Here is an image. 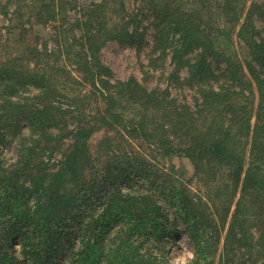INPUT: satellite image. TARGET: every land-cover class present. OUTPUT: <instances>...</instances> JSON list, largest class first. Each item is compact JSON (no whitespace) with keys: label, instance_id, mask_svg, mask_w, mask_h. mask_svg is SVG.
Masks as SVG:
<instances>
[{"label":"trees","instance_id":"1","mask_svg":"<svg viewBox=\"0 0 264 264\" xmlns=\"http://www.w3.org/2000/svg\"><path fill=\"white\" fill-rule=\"evenodd\" d=\"M133 1L32 0L27 19L55 23V47L0 61V264H171L182 231L189 264H264V1L219 0L218 25L206 0ZM149 17L158 81L114 80L102 48L141 47ZM119 137L187 158L205 191L174 164L156 176Z\"/></svg>","mask_w":264,"mask_h":264},{"label":"rangeland","instance_id":"2","mask_svg":"<svg viewBox=\"0 0 264 264\" xmlns=\"http://www.w3.org/2000/svg\"><path fill=\"white\" fill-rule=\"evenodd\" d=\"M95 0H77L80 8L86 6ZM252 1L260 2L264 0H247L246 4H250ZM219 0H206L204 11L206 16H210L215 25H218L220 21V12L218 9ZM127 6L133 10H139L138 4L133 0H126ZM173 4L180 5L184 9H193L197 6L198 0H173ZM17 6H21L20 12L17 11ZM32 6V0H22L20 2L16 0H0V61L13 57L14 55L22 54L27 44L33 45L38 43V46L44 44L47 41L49 49L55 47L53 37L55 36V23L49 22L47 24H39L35 21L34 17L28 18L29 7ZM6 11V12H3ZM72 12V11H71ZM24 13L23 16L21 14ZM152 17L142 21L139 31L144 35L142 46L139 44L120 43L118 41H109L104 45L100 52L102 62L108 66L111 70L114 80L120 79L125 80L130 76H135L143 83L152 87L156 84L158 79L156 77H149L148 55L151 52L152 45L154 44V38L157 32L156 21H151ZM238 26L231 31L232 42L234 43V50L240 56L245 55L246 46L240 41L237 36ZM75 33L79 35V30H75ZM39 38L37 40L36 38ZM140 48V50H139ZM168 65V62L166 63ZM74 72V71H73ZM77 73V72H74ZM151 76V75H150ZM162 86L167 84L166 80L163 79ZM173 93L178 96L180 101L187 100L188 103L192 104L195 102V93L188 87L174 88L171 87ZM105 132L100 131L93 135L92 142L93 148L97 144L95 142ZM121 141L119 152L135 151L134 154H141L143 158L153 164L152 168L156 170V176L160 177L162 172L170 171L172 164L179 168L181 177L188 179L191 177L190 187L194 193H203L205 187L198 182V177L193 176V165L184 157H175L174 159L167 160L160 156H155L156 153L142 140H131L130 144L125 142L121 137L118 138ZM118 140H116L117 142ZM107 158V156L105 155ZM141 157V158H142ZM184 174V175H183ZM177 176V175H176ZM124 179V178H123ZM126 181L120 182V187H125ZM200 183V185H199ZM222 245L219 250H221ZM190 253L193 256L192 244L189 236L185 231H182L181 238L178 240L176 245L171 248L169 252V258L174 261L177 257Z\"/></svg>","mask_w":264,"mask_h":264},{"label":"clouds","instance_id":"3","mask_svg":"<svg viewBox=\"0 0 264 264\" xmlns=\"http://www.w3.org/2000/svg\"><path fill=\"white\" fill-rule=\"evenodd\" d=\"M191 259L190 253H185L179 257H177L171 264H189V260Z\"/></svg>","mask_w":264,"mask_h":264}]
</instances>
